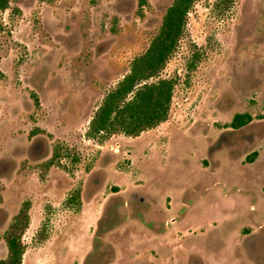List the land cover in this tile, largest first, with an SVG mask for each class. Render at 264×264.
I'll return each mask as SVG.
<instances>
[{
    "label": "rangeland",
    "instance_id": "obj_1",
    "mask_svg": "<svg viewBox=\"0 0 264 264\" xmlns=\"http://www.w3.org/2000/svg\"><path fill=\"white\" fill-rule=\"evenodd\" d=\"M215 1L193 3L159 72L167 118L104 139L88 122L172 0L0 10V259L23 211L21 264H264V0Z\"/></svg>",
    "mask_w": 264,
    "mask_h": 264
},
{
    "label": "trees",
    "instance_id": "obj_2",
    "mask_svg": "<svg viewBox=\"0 0 264 264\" xmlns=\"http://www.w3.org/2000/svg\"><path fill=\"white\" fill-rule=\"evenodd\" d=\"M8 1L0 0V10L8 7ZM195 1L172 0L147 48L132 59L128 72L104 95L94 111L85 132L87 137L104 139L114 133L136 136L167 118L175 80L158 78V75L174 53L185 31L187 14ZM231 3L232 0H216L215 6L227 8ZM251 119L249 113H235L228 125L238 129L247 125ZM256 154V151L250 152L246 161L252 162ZM57 156L58 153L54 151L49 161ZM77 198L78 192H74L67 201ZM26 222L25 212L15 216L5 233L7 255L0 259V264H21L24 249L20 234Z\"/></svg>",
    "mask_w": 264,
    "mask_h": 264
}]
</instances>
